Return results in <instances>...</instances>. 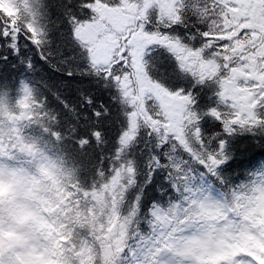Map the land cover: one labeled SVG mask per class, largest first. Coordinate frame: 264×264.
<instances>
[{
  "label": "snow or ice",
  "instance_id": "6c2138e0",
  "mask_svg": "<svg viewBox=\"0 0 264 264\" xmlns=\"http://www.w3.org/2000/svg\"><path fill=\"white\" fill-rule=\"evenodd\" d=\"M44 8V0H0V63L18 61L15 77H0V95L21 99L18 136L0 142V159L20 137L61 144L81 165L69 203L103 185L110 220L124 214L93 249L95 264H172L160 247L169 217L188 216L207 193L230 197L223 190H242L240 180L264 191V164L242 178L229 172L234 137L264 138V0H67L60 43ZM22 41L50 67L91 78L110 101L81 89L91 115L78 111L35 77ZM160 50L187 86L157 74ZM145 241L137 256L135 245ZM185 248L190 264H207L212 253L223 255L220 264H264V232L250 225L210 230ZM0 264L11 257L0 253Z\"/></svg>",
  "mask_w": 264,
  "mask_h": 264
},
{
  "label": "clouds",
  "instance_id": "9594fccd",
  "mask_svg": "<svg viewBox=\"0 0 264 264\" xmlns=\"http://www.w3.org/2000/svg\"><path fill=\"white\" fill-rule=\"evenodd\" d=\"M18 140L19 147L14 145L16 150L3 152L0 159V171L10 175L0 179V253L11 257L12 264H65L66 259L71 264H95L93 249L124 222L123 213L110 220L111 193L102 185L69 203L68 186L79 181L75 172L64 171L57 155L67 151L59 143L45 145L25 137ZM237 183L242 190L232 185L223 190L230 197L207 193L205 199L193 201L195 208L188 216L169 217L161 225L165 230L160 234V247L167 250L172 264H190L183 255L185 245L210 230L214 235L226 225L233 229L250 225L264 232L261 185L244 188L246 181ZM73 211L80 235L68 223ZM203 259L207 264H220L223 255L212 253Z\"/></svg>",
  "mask_w": 264,
  "mask_h": 264
},
{
  "label": "trees",
  "instance_id": "16d2710c",
  "mask_svg": "<svg viewBox=\"0 0 264 264\" xmlns=\"http://www.w3.org/2000/svg\"><path fill=\"white\" fill-rule=\"evenodd\" d=\"M66 2L67 0H44L45 20L53 29L51 35L56 43H60L66 27L65 24L61 22L64 19L63 11ZM8 10L9 12L15 11L13 8H9ZM22 43L28 44V49H25V54L30 55L35 63V77L37 79H43L51 85L54 90H58L62 98L67 100L70 105H74L78 111L87 112L88 115H91L90 110L82 108L79 103V91L81 89L92 92L96 96L98 102L108 103L110 101L108 91L93 83L91 78L81 77L79 75L68 76L64 71H59L50 67L40 58L39 54L35 52L30 43L27 41H22ZM69 54L70 53L65 50V55ZM155 56L157 57L156 64L158 75H161L177 86H187L186 82L175 80L172 75L173 65L166 52L160 50L155 53ZM9 61H11L9 64L0 63V77L12 79L16 76L18 61L11 56L9 57ZM20 105L21 99L19 97L12 98L6 92L0 95V142H4L5 146L12 136H18L17 126L19 124ZM56 106L62 107V105ZM113 111H115V105L113 106ZM68 119H72L70 115H68ZM105 126L109 129L112 128L110 124H106ZM233 145V151L236 155L229 170L230 175L233 177L242 178L244 172L264 164V138L253 136L251 133H242L234 137ZM57 155L61 157L64 171L78 173L81 165L69 152L59 151ZM72 196L73 194L69 192V198ZM75 200L76 199H74V202ZM74 215V211L70 213L68 223L73 225L76 234L80 235L81 230L76 226L75 219L72 218ZM65 264H71V260L66 259Z\"/></svg>",
  "mask_w": 264,
  "mask_h": 264
},
{
  "label": "rangeland",
  "instance_id": "374dc122",
  "mask_svg": "<svg viewBox=\"0 0 264 264\" xmlns=\"http://www.w3.org/2000/svg\"><path fill=\"white\" fill-rule=\"evenodd\" d=\"M147 246V242H141L139 244V246L135 249V252H136V255L137 256H143L144 255V252H145V248ZM255 247H258L259 248V245H254ZM261 251H264V249H260ZM133 260L136 259V257H132Z\"/></svg>",
  "mask_w": 264,
  "mask_h": 264
}]
</instances>
